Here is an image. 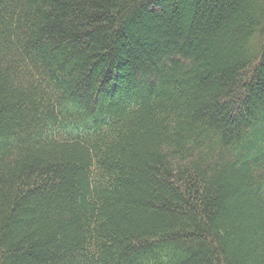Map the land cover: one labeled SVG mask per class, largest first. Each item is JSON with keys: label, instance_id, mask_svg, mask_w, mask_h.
I'll return each mask as SVG.
<instances>
[{"label": "trees", "instance_id": "16d2710c", "mask_svg": "<svg viewBox=\"0 0 264 264\" xmlns=\"http://www.w3.org/2000/svg\"><path fill=\"white\" fill-rule=\"evenodd\" d=\"M0 264H264V0H0Z\"/></svg>", "mask_w": 264, "mask_h": 264}]
</instances>
